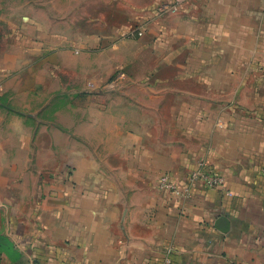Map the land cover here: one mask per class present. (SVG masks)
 I'll list each match as a JSON object with an SVG mask.
<instances>
[{
	"label": "crops",
	"instance_id": "0c3cea01",
	"mask_svg": "<svg viewBox=\"0 0 264 264\" xmlns=\"http://www.w3.org/2000/svg\"><path fill=\"white\" fill-rule=\"evenodd\" d=\"M174 2L0 0V235L30 264H264V0ZM201 163L224 188H158Z\"/></svg>",
	"mask_w": 264,
	"mask_h": 264
},
{
	"label": "built area",
	"instance_id": "2783aa9c",
	"mask_svg": "<svg viewBox=\"0 0 264 264\" xmlns=\"http://www.w3.org/2000/svg\"><path fill=\"white\" fill-rule=\"evenodd\" d=\"M187 1L188 0H175L171 6L172 12H178L181 6L186 4ZM198 167L199 169L192 174L189 179V184L187 185L182 186L178 182L172 180L169 175L165 174L159 177L157 186L162 191L183 198H190L192 193L191 187L199 183L210 189L225 187V182L222 176L207 170L204 163H201ZM261 172L264 174V166L262 167Z\"/></svg>",
	"mask_w": 264,
	"mask_h": 264
},
{
	"label": "rangeland",
	"instance_id": "374dc122",
	"mask_svg": "<svg viewBox=\"0 0 264 264\" xmlns=\"http://www.w3.org/2000/svg\"><path fill=\"white\" fill-rule=\"evenodd\" d=\"M0 106L4 111H18L9 101L0 100ZM14 239L15 240L0 235V264H30L29 261L25 260L24 256H21L13 247L17 238L14 237Z\"/></svg>",
	"mask_w": 264,
	"mask_h": 264
}]
</instances>
